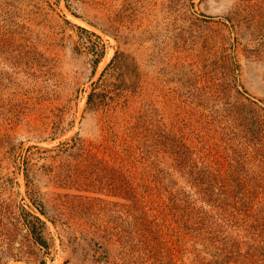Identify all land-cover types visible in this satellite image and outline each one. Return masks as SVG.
I'll return each mask as SVG.
<instances>
[{"label": "rangeland", "instance_id": "1", "mask_svg": "<svg viewBox=\"0 0 264 264\" xmlns=\"http://www.w3.org/2000/svg\"><path fill=\"white\" fill-rule=\"evenodd\" d=\"M0 264H264V0H0Z\"/></svg>", "mask_w": 264, "mask_h": 264}]
</instances>
